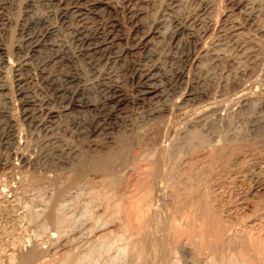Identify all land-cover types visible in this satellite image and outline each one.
Masks as SVG:
<instances>
[{
	"label": "bare ground",
	"instance_id": "6f19581e",
	"mask_svg": "<svg viewBox=\"0 0 264 264\" xmlns=\"http://www.w3.org/2000/svg\"><path fill=\"white\" fill-rule=\"evenodd\" d=\"M49 1L84 53L149 58L133 71L149 108L132 115L119 79L103 101L80 98L57 26L33 0H0V264H264V144L232 129L264 104V0H168L149 26L152 0H121L122 17L117 0ZM179 49L220 76V93L162 100L160 60ZM27 78L61 105L27 91ZM64 119L72 128L57 134Z\"/></svg>",
	"mask_w": 264,
	"mask_h": 264
},
{
	"label": "rangeland",
	"instance_id": "374dc122",
	"mask_svg": "<svg viewBox=\"0 0 264 264\" xmlns=\"http://www.w3.org/2000/svg\"><path fill=\"white\" fill-rule=\"evenodd\" d=\"M33 1H34L33 3L35 5V8L39 12H41V13L43 12L42 14L47 19V21L50 23H53L57 26V28H58V35L57 36H59L60 38H62L64 40V43L66 44V46L68 48V53H70L71 57H69L67 55L68 59H65V61H63L64 63L62 64V68L64 71L69 72V73L73 72L74 74H77L82 78L79 82L74 83L72 85V88H76V86L77 87H81V86L83 87V85H84L85 90L82 92L81 96H79L80 98L82 97L84 100H86V99L91 100L94 103L99 102L101 100V98H102L101 101H103V95L102 94L104 93L103 91H105L106 86H108L112 83H115V81L119 79V81L121 80L119 83L120 84L122 83L121 84L122 88L124 89V91L126 90L125 93L127 94V97L130 100V102L128 103L127 106H128L129 112L132 115H136L137 113L141 112L142 110L145 111L149 108L148 104L147 105L145 104L142 106L140 104L141 103L140 100H138L139 102L135 100L136 97H138V94H136V93H138V84L139 83H138L137 78L133 74L135 65H137L139 62H142V63H144L145 61L148 62V59H149L148 57L128 54L127 56L123 57L124 60L123 59H121V60L111 59L110 61L105 60V59L98 60V57H99L98 54H96V53H90V54L87 53L86 54V52L84 53L83 52L84 49H81L84 46L81 45L80 42H77L76 40H74L73 33L70 31V27L72 26L70 24L71 22L70 23L67 21L64 22L62 20V18L60 17L59 11H58L59 10L58 5L56 7V4L54 2H50V1L48 2V0H33ZM117 1L120 4L118 16L122 17L123 13H124V7L122 5L123 1H121V0H117ZM160 1H161V3H160ZM197 1L198 0H191V3L188 4L190 6V8H192L193 5L195 6L197 4ZM165 3L168 4V0H166V1L165 0H152L146 4L145 9H146V14L148 15L146 17V21H147L148 26L153 23L152 20H155V18L157 19V17H159V13H162L164 11V8L167 6V4H165ZM160 5L162 7H160ZM53 8L54 9L58 8V9L54 10ZM13 10H14L13 8H8L6 12L9 13V12H12ZM156 12H157V15H156ZM2 13L3 12H0V18L2 16ZM66 20H69V18ZM93 24H94V22H93ZM0 28H1V26H0ZM92 30H93V28H92ZM0 31L4 32V29L1 28ZM4 36H5V34L2 36L4 39L3 38L0 39V42L5 41ZM180 51H181L180 49L177 51L174 50L172 55L163 56L160 60V61H162L161 66L163 69V70L161 69V73H162L163 77L160 76V78H161L162 82H164V84H165V99H162V100H168L167 101L168 103L174 102L176 100H181V101L183 100V101H185V104H188V105L197 104V102L199 103V102H201V100L204 101L207 98V95H210V94L215 93L217 91L216 86H218V83H220V85H221V82H220L221 79H220V76H209L210 74H208L207 72H204V74H203V71L196 69V67L191 66L192 68H190L189 62L187 60L185 62ZM143 59H145V60H143ZM133 60H135V61H133ZM138 60H140V61L138 62ZM120 62H122V63H120ZM101 68L104 70L101 71ZM173 71H175V73ZM183 71L185 72V76H184V78H181L180 73ZM199 72H201V73H199ZM23 73H24V76H27L26 74H28V68L24 69ZM104 74L105 75L109 74V76L108 75L105 76ZM111 78H112V80H111ZM203 81H204V84H203ZM1 82L2 81L0 79V84H1ZM27 82H28V78H27ZM27 82L25 84L26 90L32 91V93L36 94L39 98H44V97L48 98V100L50 102L49 106L58 107L59 105H61V103L59 102V99L56 97L54 90L51 87H48V86H41V87L36 86L35 87V85L33 83H31V82L27 83ZM80 82H81V84H80ZM101 82H102V84H101ZM90 83L92 86L90 85ZM212 85H213V87H212ZM220 85L218 86L219 89H218L217 93H220V91L222 89ZM184 87H186V88L184 89ZM34 88H36V89H34ZM193 90H194L193 95H189V92L190 91L193 92ZM182 93H183V95H182ZM166 95H168V96H166ZM188 96H189V98H188ZM95 99H96V101H95ZM170 99H171V101H170ZM163 102H166V101H163ZM254 102H256V103H254ZM259 102H261V101L260 100L258 101V99H255L250 104L249 107L244 109V111H243L244 113L242 112L240 114L242 118L237 116L236 118L238 120L235 119L237 121H234V125H233L234 127L232 126V129L236 130L235 132L238 133L237 136L239 135V133L241 134L238 136V139L241 142H243L245 140L246 141H248V140L254 141L255 140V143H256V141H258L257 142L258 144H260V143L264 144V114H263L264 113V107H263L264 104L262 102L261 103H259ZM7 105L8 104L4 101V99H2L0 97V111L2 108L3 109L7 108ZM109 106H111V105H107V107H105L106 109L104 108V110H100V109L96 108V109H92V110H87L84 113H78L77 115H80V116L87 115L88 118L96 117V115L97 116L98 115L104 116L107 109L108 108L110 109ZM233 106H235L234 107L235 109L238 107L237 105H233ZM111 108H112V106H111ZM121 118L122 117L119 116L117 118V120L120 122L123 120V118H122V120H121ZM0 119H2V117H0ZM71 122H72L71 119H64L62 124L60 123L61 126L57 128L56 133L57 134L58 133L59 134L60 133L66 134V131L64 129L68 125H69V127H71L73 125V124H71ZM235 127H237V128H235ZM66 130H67V128H66ZM0 133H1V130H0ZM241 136L243 139L241 138ZM240 139H242V140H240ZM0 140H1V138H0ZM0 143H1V141H0Z\"/></svg>",
	"mask_w": 264,
	"mask_h": 264
}]
</instances>
